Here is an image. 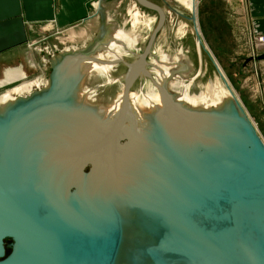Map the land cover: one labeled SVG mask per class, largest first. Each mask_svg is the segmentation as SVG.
<instances>
[{
	"label": "water",
	"instance_id": "1",
	"mask_svg": "<svg viewBox=\"0 0 264 264\" xmlns=\"http://www.w3.org/2000/svg\"><path fill=\"white\" fill-rule=\"evenodd\" d=\"M136 2L158 15L139 58L119 43L118 22L107 24L111 3L99 0L95 37L82 48L45 52L46 83L0 102V264H264V140L215 62L207 93L218 104L181 106V94L162 85L166 116L141 117L130 90L137 75L150 78L145 68L167 15L149 0ZM195 41L192 84L203 71L198 33ZM115 45L136 56L133 68L120 61L127 68L121 101L84 109L74 93L78 69L109 64ZM185 57L170 60V81L192 70ZM118 103L105 136L103 126L75 121L107 116ZM130 106L136 123L122 129Z\"/></svg>",
	"mask_w": 264,
	"mask_h": 264
},
{
	"label": "rangeland",
	"instance_id": "2",
	"mask_svg": "<svg viewBox=\"0 0 264 264\" xmlns=\"http://www.w3.org/2000/svg\"><path fill=\"white\" fill-rule=\"evenodd\" d=\"M149 1L164 9L167 20L154 44L153 49L157 54L154 53L155 57L150 56V60L148 61L149 66L146 68L151 76H153V80L159 84L156 78V74H158L157 68L164 66L160 65L162 59L160 55L161 51L173 62L174 60H180L179 50L183 48L185 56L192 62V70L182 72V76H180L181 79L184 78L183 82H189L199 71L195 35L192 34L191 29L187 32L186 36L180 37L178 35L177 29L181 18L165 3L167 2L169 6L177 5L174 3V0ZM108 3H111V7L108 6L109 4L104 5L107 18L110 20L107 24L109 25L114 21L118 22L124 32H130L129 35L132 36L133 40L135 38L139 39L136 40L138 42L137 49H133L135 47H129L128 49V46L127 49L134 50V54L142 52L158 23V15L137 4L136 0H108ZM198 3L199 24L203 42L211 50L213 57H215L223 69L229 85L236 92L247 114L264 140V60L259 59L264 52H262V48H258L256 45V39L258 41L261 37L254 38L250 33L244 21V5L242 0H198ZM135 14L140 18V22L137 25L138 27L133 28ZM92 16L70 28L60 29L57 32L55 29L50 28L47 31H42L40 37L36 40L42 43V51L38 52L34 46L33 49L28 50L29 53L27 51L28 54L25 53V56L18 57V60L25 62L27 66L25 73L28 78L1 86L0 96H3L7 92H12L11 90H14L17 86L27 83H31L32 85L28 89L29 91H25L23 94L29 93L34 89H39V86H42V82L48 79L51 72L49 64L43 59L45 52H50L51 54L52 51L59 53L71 47L82 48L95 37L100 23L98 19H94V16ZM49 24L53 25L52 22ZM71 31H74V33H71ZM114 48L112 53L120 55L119 62L122 60L123 62L125 60L132 62L136 59L135 55L129 56L123 46L115 45ZM208 48L204 47L205 51H202L203 71L199 78L193 82L189 90L191 95H197L201 92L205 93L207 85L215 81L214 78L217 71L207 53ZM105 55L108 56L107 53ZM112 55L110 54L106 59L112 60ZM155 59L157 65L154 66ZM123 62L115 65V71L111 75L113 78L111 84L108 82V77L106 76H100V79L97 81H93L94 78L89 79V89H93L94 86L100 87L98 99H102L103 106L107 107L106 109L111 107L123 95L124 83L126 81L124 77L127 74V68ZM153 80L147 76L139 77L131 87V96L136 95L138 99H141L153 88L157 90V87L153 84ZM40 81V85L36 86ZM175 81L177 79H174L171 83L173 84ZM173 90H175L174 92H178L176 88ZM13 95L17 96L16 94Z\"/></svg>",
	"mask_w": 264,
	"mask_h": 264
},
{
	"label": "bare ground",
	"instance_id": "3",
	"mask_svg": "<svg viewBox=\"0 0 264 264\" xmlns=\"http://www.w3.org/2000/svg\"><path fill=\"white\" fill-rule=\"evenodd\" d=\"M174 3H176L177 5L174 4L171 7L173 9H175L177 12H180L181 14H183V16H178L179 18H181L180 19L181 21L179 22V25H178L179 27L177 29L178 35L180 37L186 36L187 32H189L190 29H191L192 30V34L195 35V33H198V35H199V37L201 39L202 48L203 49H204V47L208 48V46L203 42L204 41L203 40V36L201 34V31H200L199 3H198V0H174ZM96 6H98V4H96L95 7ZM139 22H140V18L138 17V15H136L133 18V28H135L138 25ZM71 33H74V31L73 32L71 31ZM129 33L130 32H125V33H122V35H119V34L116 35V37L119 39V43L126 44V46L128 45V48L135 46L136 43H137V41H136L137 38H135V40H133L132 36L129 35ZM71 35H74V34H71ZM256 43H257L256 45L258 46V48L259 47L261 48L262 46L264 48V37H262L258 41L256 39ZM37 45L42 46V43L38 42L34 46H37ZM132 51H134V50H132ZM204 51H205V49H204ZM207 51H208L207 53L210 56V58L212 59V61L215 62L219 66V69L221 70L222 74L226 78V75H225L223 69L221 68V66L219 65L218 61L215 59V57H213V55H212L213 53L211 52V50L209 49ZM126 53H127V49H126ZM137 53H139V52H136V56H138V58H139L140 55L137 54ZM154 53H156V52L153 49V51L151 52V57H155ZM113 54H114L113 55L114 59L109 64L108 63L99 64V62H97V63H93L91 65V67H89V68L87 67V68L84 69V67H81L80 69H78V71L80 73V75H79L80 76V85L76 88L77 92H74V93H76V97H77L76 101H77V103L80 106L84 107V109H90V107H95V106H91L93 104H98L97 106H100V104H101V100L98 99V97H99L98 96L99 88H97V89L94 88L91 91L88 90V87H89L88 85L90 83L89 79L94 78L93 81H97V80L100 79L99 78L100 76H106V77H108L107 80H108V82H110V84L113 82L112 81L113 78H112L111 75L115 71V65L119 62V56H120V55L115 54V53H113ZM160 55L162 57V59L160 61V65H164V66L157 68L158 74H156V78L158 79L159 84L156 83L155 80H153V76H151L150 72L145 68V71H148V75H150V79H152L154 81L153 84L157 87V90H155L153 88L150 92H148L146 95H144L141 99L140 98L138 99V97L136 95H132L131 96L133 105L137 107V109L140 111V113H142L141 117H147L149 114H151L153 112H156V113L158 112L159 116L161 118H164L166 116L164 109H165V106L168 105V104L166 103V100H165L166 98L165 97H164V102H163L162 95L160 93L161 92L160 88H161L162 85L165 86V88H166L165 92H167V94L170 91L174 92L175 90H173V89H175V88L178 90L177 93L181 94L180 97H182V99H180L179 102L177 101V104H180L181 106L182 105H186V106L189 107V105H190V107H196V108L197 107H199V108H205V107L210 108L211 105H213V104L216 105V103L218 104L221 101V100H219V101L216 102L215 98L208 94V93H210L209 91H212V88L214 87V83L213 82L209 83L207 85L205 93L201 92V93H199L197 95H191L189 93V90H190V88L192 86V82L191 81L183 82L181 80V78L178 77V78H176L177 81H175L172 84L171 81H170L171 70H169V68H171L172 67L171 65H173V64H170V60H169L170 58H168V56L165 55L164 52L161 51ZM179 56H180V60H178L176 62H173L174 65H178V63L186 60V57L183 54V52L182 53L179 52ZM156 59H157V57H156ZM124 62H125L126 65H128L131 68H133L134 65H135L134 64L135 60L132 61V62H129V61L125 60ZM154 64L157 65V63H154ZM141 75H143V74L141 73V74L137 75L136 77L139 78ZM40 83H41V81L38 82V84L36 86L40 85ZM42 83L44 84V83H46V81H43ZM31 85H32L31 83H27V84H23V85L15 87L14 90L13 89L11 90L12 92H7L3 96H0V102L5 104V103H7L9 101H12L14 99V97H15L13 94H16V95L23 94L25 91H29L28 89H30ZM179 85H180V87H178ZM39 87H41V85ZM71 90L73 91L74 87H72ZM222 90H224L226 93H228L227 90H225L224 88ZM234 93H235L236 97L238 98V96H237L235 91H234ZM118 100L120 102L121 98H118ZM239 101H240V99H239ZM118 108H120V103L116 104L114 107L109 109V112H108L107 116L110 115L111 117H107L105 115L103 116V115H100V114H96V115L92 116L91 114H89V117H82L81 119H76V120L74 119V120L76 122L80 123V124L84 123V122H87L85 124H81L83 127H85L86 125H89V127H91V128L101 130V126H103L104 130L99 132V136L100 135L105 136L111 130V128H112V126H113V124L115 122L114 121L115 116H113V115H114V113H116L118 111ZM101 109H104V108H101ZM99 110H100V108H99ZM99 110H98V112H99ZM105 110H106V108H105ZM95 112H97V111H95ZM128 112H129V114H127V117H126V119L124 121L125 123L122 126V129H123V127L127 128L126 127L127 123L128 124L131 123L130 126H134V124H132V123H136V121L134 120V117L137 116V114L136 113H135L136 115L134 114L133 108L131 106L129 107ZM97 116H98L99 119H97ZM139 117H140V115H139ZM100 124H103V125H100Z\"/></svg>",
	"mask_w": 264,
	"mask_h": 264
},
{
	"label": "crops",
	"instance_id": "4",
	"mask_svg": "<svg viewBox=\"0 0 264 264\" xmlns=\"http://www.w3.org/2000/svg\"><path fill=\"white\" fill-rule=\"evenodd\" d=\"M98 1L0 0V87L28 78L27 66L18 57L33 49L42 31L50 28L57 32L91 18ZM242 1L250 33L254 38L264 37V0Z\"/></svg>",
	"mask_w": 264,
	"mask_h": 264
}]
</instances>
